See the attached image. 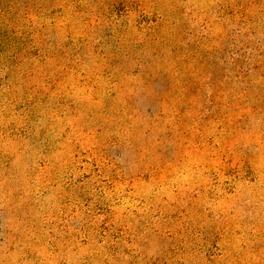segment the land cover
I'll return each instance as SVG.
<instances>
[{
	"label": "rangeland",
	"instance_id": "obj_1",
	"mask_svg": "<svg viewBox=\"0 0 264 264\" xmlns=\"http://www.w3.org/2000/svg\"><path fill=\"white\" fill-rule=\"evenodd\" d=\"M0 264H264V0H0Z\"/></svg>",
	"mask_w": 264,
	"mask_h": 264
}]
</instances>
